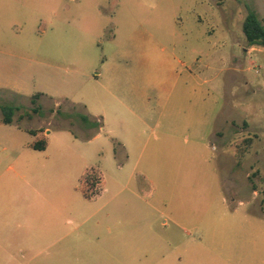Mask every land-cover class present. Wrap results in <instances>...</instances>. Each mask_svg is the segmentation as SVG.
<instances>
[{"label":"rangeland","instance_id":"obj_1","mask_svg":"<svg viewBox=\"0 0 264 264\" xmlns=\"http://www.w3.org/2000/svg\"><path fill=\"white\" fill-rule=\"evenodd\" d=\"M249 7L264 23V0H0V264H264Z\"/></svg>","mask_w":264,"mask_h":264},{"label":"trees","instance_id":"obj_2","mask_svg":"<svg viewBox=\"0 0 264 264\" xmlns=\"http://www.w3.org/2000/svg\"><path fill=\"white\" fill-rule=\"evenodd\" d=\"M243 32L249 46L264 47V23L258 12L253 8H248V13L243 22ZM42 93H36L31 102L37 103V99ZM18 109L17 106L3 105L4 120L12 121V115ZM39 107L34 106L33 111L38 112ZM30 132L35 135V139L30 143V147L36 150H45L48 146V137L44 134L43 129H31ZM78 190L90 201L101 198L106 191V179L103 170L95 165L87 166L83 169L79 178Z\"/></svg>","mask_w":264,"mask_h":264},{"label":"crops","instance_id":"obj_3","mask_svg":"<svg viewBox=\"0 0 264 264\" xmlns=\"http://www.w3.org/2000/svg\"><path fill=\"white\" fill-rule=\"evenodd\" d=\"M178 61L182 64V65H184V66H186V62H183L181 59H178ZM187 77H192V73L191 72H187ZM182 84H180V85H185L186 87H188V85L187 84H184V82H181ZM45 134V133H44ZM46 135V134H45ZM47 136V135H46ZM48 137V136H47ZM49 138V137H48ZM35 139V138H34ZM33 139V140H34ZM48 145H49V140H48ZM81 176V175H80ZM113 244L115 245H117L118 244V242H117V240H113L112 242H111V244H110V247L111 248H113L112 246H113ZM116 251V250H115Z\"/></svg>","mask_w":264,"mask_h":264}]
</instances>
